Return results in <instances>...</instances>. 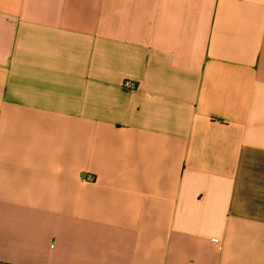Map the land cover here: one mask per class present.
Listing matches in <instances>:
<instances>
[{
  "label": "crops",
  "instance_id": "crops-1",
  "mask_svg": "<svg viewBox=\"0 0 264 264\" xmlns=\"http://www.w3.org/2000/svg\"><path fill=\"white\" fill-rule=\"evenodd\" d=\"M0 264H264V0H0Z\"/></svg>",
  "mask_w": 264,
  "mask_h": 264
}]
</instances>
